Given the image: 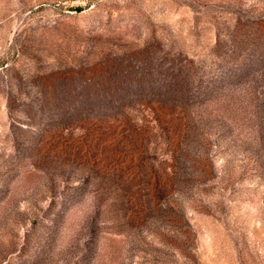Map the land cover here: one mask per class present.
Returning <instances> with one entry per match:
<instances>
[{
  "label": "rangeland",
  "instance_id": "374dc122",
  "mask_svg": "<svg viewBox=\"0 0 264 264\" xmlns=\"http://www.w3.org/2000/svg\"><path fill=\"white\" fill-rule=\"evenodd\" d=\"M0 264H264V0H0Z\"/></svg>",
  "mask_w": 264,
  "mask_h": 264
}]
</instances>
